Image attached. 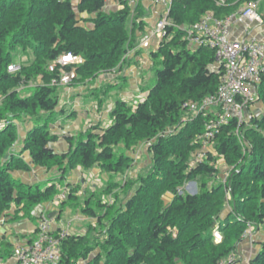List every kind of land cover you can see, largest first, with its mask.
<instances>
[{
	"label": "trees",
	"instance_id": "obj_1",
	"mask_svg": "<svg viewBox=\"0 0 264 264\" xmlns=\"http://www.w3.org/2000/svg\"><path fill=\"white\" fill-rule=\"evenodd\" d=\"M108 1L77 0L74 5L72 0H0V220L11 206L15 219L20 212L28 215L57 198L56 206H64L80 190V185L67 184L60 199L53 181L26 184L14 173H29L33 166L48 172L56 169L59 179H65L78 167H99L103 173L118 175L133 161L118 146L133 152L145 144L150 161L141 168L145 174L140 172L124 186L105 185V200L96 199L99 215L90 207L91 192L81 212L97 221L96 226L88 225L85 235L68 234L61 241L58 264L82 260L85 264H218L236 250L249 226L264 232V110L259 119L251 116L241 126L230 118L211 140L215 154L202 150L197 136L214 117L193 116L182 105L212 95L219 75L208 69L214 52L189 49L180 28L207 13L224 19L251 0H172L169 18L179 29L172 41L166 42V37L151 53L155 60L161 59L162 68L146 97L134 106L116 101L109 112L111 125L66 137L69 149L59 154L53 149L59 136L52 124L63 116L59 105L63 86H51L59 73L49 72V65L66 54L82 59L79 65L65 67L71 86L83 85L99 73H117L125 54L137 44L136 31L144 33L147 27L142 0L134 15L126 0H116L123 6L120 10L107 9ZM80 14L89 18L81 21ZM173 30L167 29L168 36ZM19 51L27 61L18 60L21 70L10 74L7 66ZM33 81L40 83L30 95L22 96L18 88ZM258 97L264 103V77ZM201 150L202 160L194 161ZM23 153L28 160L20 157ZM219 158L229 169L224 183L214 167ZM189 181L198 182L197 192L179 194ZM120 189L126 192L124 202L113 195ZM215 223L222 235L218 245L212 235ZM249 264H264V241Z\"/></svg>",
	"mask_w": 264,
	"mask_h": 264
},
{
	"label": "built area",
	"instance_id": "obj_2",
	"mask_svg": "<svg viewBox=\"0 0 264 264\" xmlns=\"http://www.w3.org/2000/svg\"><path fill=\"white\" fill-rule=\"evenodd\" d=\"M135 1L129 3L134 4ZM150 1L159 9L154 27V34L159 39L167 35L168 28L179 29L169 18L172 0ZM238 15L250 23L264 25V0H251L237 13L224 19H217L211 13H207L195 24L180 28L183 32V40L187 41L189 49L203 47L214 52V62L208 66V69L219 75V85L212 95L205 97L199 103L187 102L182 105L183 110L193 116L214 117L211 122L205 124L203 134L197 136V141L205 151L215 132L227 124L230 118H234L238 126L245 124L251 118L250 109L258 100V86L264 77V43L229 39V28ZM76 60L78 57L66 54L49 65V72L59 73V78L52 80L51 86H63L69 81L65 67ZM20 70L19 63H11L7 66V72L10 74ZM202 150L196 154L194 161L202 160ZM225 180L226 178L223 182ZM33 235L34 238L26 245L17 246L14 250L12 256L14 264H58L61 260V241L67 237V231L53 232L51 220L43 214L38 220ZM232 253L218 264H234L238 254L235 252L233 256ZM249 260L250 258H245L244 264H249Z\"/></svg>",
	"mask_w": 264,
	"mask_h": 264
},
{
	"label": "rangeland",
	"instance_id": "obj_3",
	"mask_svg": "<svg viewBox=\"0 0 264 264\" xmlns=\"http://www.w3.org/2000/svg\"><path fill=\"white\" fill-rule=\"evenodd\" d=\"M131 1H134V0H126V3H128L130 5L132 12H133V15H134L135 14L134 11L136 10V7L138 6L140 0H136L134 4H130L129 2H131ZM142 1H144V2L149 1L150 2V5L152 6L150 9H149V7H147V5H145V7L144 6L143 7H144L146 13L147 12L150 13L149 17L153 16V17H151L149 22L153 23L152 26L155 27V23H156L157 16H158L157 12L159 11V9L154 7L150 0H142ZM72 2L75 5L77 3V0H72ZM106 7H107V9L116 8L118 10L123 8V6L118 5V2H116V0L108 1V4ZM133 17L134 16H132V18ZM88 18L89 17L87 14H80L79 15V19L81 21L85 22ZM149 30H150V28H149ZM150 31H153V30L151 29ZM173 31L174 32L172 34H170L165 39L166 42H170L174 39L176 29ZM150 33H152V32H150ZM148 40H151L150 41L151 43H152V41L155 42V40H152V38H149ZM186 43H187V41H186ZM156 45L158 46V44H156ZM156 45L152 44V47L150 46V52L151 53L156 51V49H157ZM187 47H188V45H187ZM128 50H130V49H128ZM129 52L130 51H128V53ZM128 53H126L125 56L123 57V60H125V63H127ZM151 53H150L151 60L149 59L150 65L148 66V70L144 75L145 80H147L149 82L148 87H150V86L152 87L154 85L156 71L160 70L162 68V65L160 63L161 59L155 60V58L152 57ZM13 58L15 61L14 63L21 64V62L27 61L26 54L22 53L21 51L13 54ZM18 60L21 62H18ZM81 63H82V59H80L78 57V60H76V62L69 63V65H71V66L74 64L79 65ZM112 73H114V72H112ZM105 74H107V73H99L98 75H96L97 76L96 78L88 79L84 82L83 85H79V86H71L70 85L71 79L69 78V81L65 85H63V87H62L63 89H60V98H59V100L62 101V102H59L60 108H61V110L64 111L63 113L67 114V117H65L63 119L62 116H60V118L57 120L58 122H56V124H52V127H54L53 128L54 130H56L57 132H60L62 129H64V131H65L66 127L73 126V129H71V131L72 130L74 131V137H76V136L79 137V136L83 135L85 133V131H88L89 129L92 128V126H91L92 122H93V124H97L98 121L102 120V118H103V120L99 123V125H101L99 127L106 128L109 125H111L112 122H111V119L109 118V114H107V110H108V107H112V105H114L113 104L114 102L125 101L128 105L134 106L137 103L142 101V97L138 93H133L132 95H125V94H127L126 91H129V90H127V87H125L126 90H120V89L118 90V87H120L122 85H120L121 80L119 78H117L118 77L117 75H115V77L113 79V82L117 83L116 86L115 87H109L110 89L111 88H117V89H111V90H107V91L105 89H103L106 92V96H104L105 93L101 94L102 92L98 91L100 89L95 88V85H92L91 82L94 81L95 79L98 80L99 78H102L103 75H105ZM148 75H150V78H148ZM133 80H134L133 82H136L138 85V81L136 79H133ZM36 83L38 84L40 82H37V81L34 82L33 81V82L29 83L27 86L18 88L19 93L22 96L30 95L33 92L32 88L34 86H36ZM122 84H124V82ZM92 86L94 87V89L92 88ZM105 88L108 89L107 86ZM66 90L68 93L66 92ZM72 91H73V93H71ZM64 93H65V96H64ZM63 97L65 100L63 99ZM91 98H94V100H96L94 105L90 101ZM99 101L102 104V108H103L102 112L98 111V105H100ZM71 104H73V105H71ZM72 106L76 107V109L74 108L75 110H71V109L67 110V107H72ZM263 110H264V103L258 99L256 101V103H254V105L251 107V115L256 116L259 119ZM103 112H106V114H104ZM72 115H76V116H73L75 118L72 119L71 118ZM109 120H110L111 124L109 123ZM185 120H186V118H185ZM188 120H191V118ZM209 122H211V120ZM86 124H88V125H86ZM18 125L20 126V124H18ZM82 127H84L83 129H85V131L83 132V134H80L79 132L82 130ZM21 131H20V133L23 136L24 133H22ZM76 133H79V134L76 135ZM261 133L264 135V131H261ZM214 146H215L214 142H212V143L209 142V144H207L206 148L208 150H210L213 154H215ZM122 149H123L122 146H118V148H117L118 151H123V153L125 155L129 156L130 159L133 161H132V164L129 167H127L123 173H119L118 175H116V174L115 175H108L106 173H103V172H101L99 167H94L90 170H83L80 167H78L75 170L69 172L66 175L65 179H58L60 176H59L58 172L56 171V169H53L51 172L45 171L43 169L44 171L42 173L46 174L47 179L42 180V181L37 182V183H39L42 186V185H44V182H46V181L47 182L49 180L53 181L54 184H57V186L60 190V193H61L60 199H63V197L66 194L64 191L65 190V188H64L65 183L71 180V178H72L71 176L73 174H75L76 177L79 176L78 179L75 180L76 186L80 185V190L78 192L76 199L66 201V203L64 204V207L61 209V215H60L59 221H61V223L63 225L66 223V221L68 220L69 217H74L76 214H82L81 208L84 207V202L88 199V196L91 195V192L94 193V198L91 199L90 207L96 211L97 215H99L101 210L99 207H97V203H96L97 200L96 199H100V200H101V198L104 199V195H102V193H103L102 188L105 185L106 186L107 185L113 186V184H115V185L120 184L121 186L122 185L124 186L125 185L124 183L129 184L130 182H134L137 179V178L135 179L137 174H141V173L145 174V172L141 168L145 167L147 164L150 163L149 157L147 154V145L141 144L138 147L134 148L133 152H132V150L130 152L129 151L127 152V150H124V149L122 150ZM15 150L17 152H20V150H21L20 141H19V144L15 143ZM24 155L26 156L27 153L21 154L20 157L25 158ZM7 157L8 156H6L5 158H7ZM190 162H192V161H190ZM214 167H215V169L219 170V172L221 173L222 182L225 178H228L229 172H227V171L229 169L226 167L222 158L218 159L217 164ZM76 171H78L79 173H74ZM33 172L30 171L28 177H31ZM14 174L16 177H19L20 180H22L21 175H23V173L17 172ZM197 190H198V182L189 181V182H186L180 188V190L178 192H179V194H182L181 191H183L184 193H188L190 195H193L197 192ZM113 195L117 196L118 200L120 199V201L122 200V202H124V200H125L124 198L126 196L125 189L114 190ZM228 199H229V197H227V200ZM58 201H59V198H57V200L55 201V204H54V202L52 204L54 206H56ZM227 205H225L224 211L228 210ZM69 212H71V213H69ZM10 213L8 210L5 212V215H8L7 217H10L11 216ZM83 215H85V214H83ZM83 217L85 220L89 219V217H87V216H83ZM5 221H6V218H1V220H0V226L1 227H3V224H5L4 223ZM103 223L105 224V222H103ZM83 224L89 225L90 222H84ZM262 234L264 235V232L261 228L260 229H257V228L254 229L252 226H249L248 229L246 230L245 234L243 235V240L244 241L247 240L248 245L251 244V245L256 246L257 245L256 241H262V242L264 241V236H262ZM212 235L214 238L213 242L217 245L220 244L222 241V235L220 234V232L218 230V223H215V226L212 230ZM252 238H253V242L250 243V240ZM243 240L241 242H243ZM240 243L237 245L236 250L233 251V253L231 252L233 254V256H234L235 252L238 254L237 248L240 245ZM252 248H257V247H252ZM258 250H259V246H258ZM12 253H14V250ZM95 254H97V253H94V255ZM240 258L241 257L238 254L236 262ZM248 258L249 257H246V259H248ZM243 260H244V258H243ZM85 262L86 261L82 260L78 264H85Z\"/></svg>",
	"mask_w": 264,
	"mask_h": 264
},
{
	"label": "crops",
	"instance_id": "obj_4",
	"mask_svg": "<svg viewBox=\"0 0 264 264\" xmlns=\"http://www.w3.org/2000/svg\"><path fill=\"white\" fill-rule=\"evenodd\" d=\"M142 4L144 7L145 5H147L149 9L152 7L149 1L148 2L143 1ZM149 14L150 13L147 12V15L143 18V21L146 23V26L148 28L147 27L145 28L144 33H139L136 31L134 37L136 38L137 44L128 53L127 63L124 64L123 68L117 73H107L103 75L102 78H99L98 80L95 79L94 80L95 82L94 81L91 82L92 85H95V88L100 89L98 90L99 92L104 91L103 89H105L106 91L111 90V89H117V88H111V89L109 88V87H115L117 84L113 82L115 75H117L118 76L117 78L121 80L120 85L122 86L118 87V90L119 89L126 90L125 87H127V90H129V91H126L127 94L125 95H132L133 93H138L141 95L142 100H143L146 97L147 92L152 88L151 86L148 87L149 82L145 80L144 78V75L148 70V66L150 65L149 61L151 60L150 46L152 47V44L156 45V42L152 41L151 43L150 42L151 40H148L150 37H147L150 35V30L153 25V23L149 22V20L153 16L149 17ZM229 39L231 41H239V42H244V41L246 42L249 40H254L257 42L264 43V25L258 26L256 24L250 23L246 21L244 18H242L240 15H238L235 22L229 28ZM148 78H150V75H148ZM133 79H136L138 81V85L136 82H133L134 81ZM123 82L124 84H122ZM106 86L108 87V89L105 88ZM92 88L94 89L93 86ZM73 91L71 93H73ZM64 96H65V93H64ZM104 96H106V92ZM90 101L92 102L93 105L96 102L94 98H91ZM99 104L100 105H98V111L102 112L103 108H102V104L100 103V101H99ZM113 104H115V102ZM74 106L67 107V110H70V109L75 110L76 107ZM113 106L114 105H112V107H108L107 114H109ZM103 113L106 114V112H103ZM250 113H251V109H250ZM73 116H76V115H72L71 116L72 119L75 118ZM65 117H67V114L63 113L62 118L64 119ZM101 121H98L97 124H93L92 122L91 126L92 127L97 126V125L101 126L99 125ZM109 123L111 124L110 120H109ZM53 128L54 127H52V131L59 136L58 140L53 146V149L56 151V153H59V154L66 152L69 149V146L65 138L66 137L68 138L77 137V136L74 137V131L73 130L71 131V129H73V126L66 127L65 131L64 129H62L60 132H57ZM83 128L84 127H82V130L79 132L80 134H83V132L85 131V129ZM79 133H76V135ZM25 159L28 160L27 155L25 156ZM31 168H32L31 172L34 171L31 177H28L29 173H23V175H21L22 181L24 183L34 184V183L47 179L46 174L42 173L44 171L43 169L33 167V166ZM74 173H79V172L76 171ZM71 177H72L71 180L66 182L65 185L71 184V185L76 186L75 180L78 179L79 176L76 177L75 174H73ZM63 207H64L63 205L61 207L60 206L57 207V206H54L53 204L47 203L41 206L39 205L35 207L34 209H31L28 215L24 214L23 212H20L18 214V218L15 219L14 212L16 211H15L14 206H11V208L9 209V213L11 212L10 213L11 216L6 217V221L4 222L5 224H3V227L0 226V263L1 264H14L13 257H12L13 250H15L17 246H24L30 240H32V238L34 237L33 231L37 226V219L43 214L47 217L49 215L51 216L48 218L51 220V230L53 232L66 230L68 234H71V235H85L86 228L88 225H84L83 224L84 222H90L89 225H91L92 227L96 226V221L92 219L91 217L85 220L83 216H86V215H83V213L76 214L74 217H69L66 223L63 225L61 221H59L60 215H61V209ZM2 228H4V231L2 230ZM262 236L264 235L262 234ZM251 242H253V238L250 240V243ZM259 242L261 241H256L257 245L255 246L251 244L248 245L247 240L245 241L243 240V242H241L237 248V252L241 258L237 260V262H235L234 264H244L243 258L245 259L246 257H249V258L253 257L258 252ZM252 247H257V248H252Z\"/></svg>",
	"mask_w": 264,
	"mask_h": 264
},
{
	"label": "bare ground",
	"instance_id": "obj_5",
	"mask_svg": "<svg viewBox=\"0 0 264 264\" xmlns=\"http://www.w3.org/2000/svg\"><path fill=\"white\" fill-rule=\"evenodd\" d=\"M153 31H150L152 33H150L151 35L150 36H147V37H150L152 38V40H155L156 44H159L163 39H165L166 37H168V33L165 37L159 39L155 34H154V27L152 26L151 28ZM148 39V38H147Z\"/></svg>",
	"mask_w": 264,
	"mask_h": 264
},
{
	"label": "water",
	"instance_id": "obj_6",
	"mask_svg": "<svg viewBox=\"0 0 264 264\" xmlns=\"http://www.w3.org/2000/svg\"><path fill=\"white\" fill-rule=\"evenodd\" d=\"M48 217H51V216L49 215ZM2 230L4 231V228H2ZM2 230H1V231H2Z\"/></svg>",
	"mask_w": 264,
	"mask_h": 264
}]
</instances>
